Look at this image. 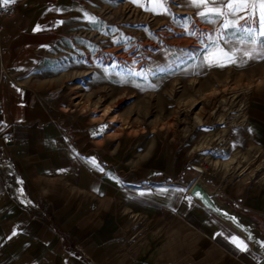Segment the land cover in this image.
Wrapping results in <instances>:
<instances>
[{"label":"crops","instance_id":"crops-1","mask_svg":"<svg viewBox=\"0 0 264 264\" xmlns=\"http://www.w3.org/2000/svg\"><path fill=\"white\" fill-rule=\"evenodd\" d=\"M101 2L22 0L13 16L0 18V264H264L245 236L188 193L201 178L264 235V66L249 97L241 165L212 179L185 167L163 142L144 147L134 143L139 134L68 129L27 77L41 49L95 18ZM179 3L197 20L225 21L197 14L223 9L210 0L200 8ZM4 134L13 135L11 145ZM248 162L256 167L248 170Z\"/></svg>","mask_w":264,"mask_h":264},{"label":"rangeland","instance_id":"rangeland-1","mask_svg":"<svg viewBox=\"0 0 264 264\" xmlns=\"http://www.w3.org/2000/svg\"><path fill=\"white\" fill-rule=\"evenodd\" d=\"M183 8L179 0L136 7L102 0L94 21L74 24L41 49L27 78L68 129L139 134L134 143L144 147L163 142L185 167L212 179L241 165L240 138L264 59L237 52L235 63L210 66L221 48L231 54L252 46Z\"/></svg>","mask_w":264,"mask_h":264},{"label":"snow or ice","instance_id":"snow-or-ice-1","mask_svg":"<svg viewBox=\"0 0 264 264\" xmlns=\"http://www.w3.org/2000/svg\"><path fill=\"white\" fill-rule=\"evenodd\" d=\"M136 2V0H133ZM209 0H190V3L200 8L201 5H206ZM212 4L222 5L221 7L209 8L206 11H199L197 14L201 17L216 16L225 17V21L222 25V30H231L227 32V35L236 37L237 34H242L245 39H240L238 42L240 44H251L250 51H243L241 49H235L231 51H225L220 49V56L216 59L209 60L208 63L211 66L216 63L218 66H225L226 63H235L236 62V53L241 52L242 57H248L249 59L259 57L264 59V0H210ZM15 3V0H0V6H8ZM162 6V4H161ZM87 16V14H86ZM231 17L232 19H228ZM89 20L94 21L95 18L89 16ZM243 23H240V22ZM207 22H215L213 19H208ZM59 23H63L60 21ZM36 31L40 30L39 26L34 29ZM195 34V33H190ZM211 40L212 38L209 37ZM221 39H225V36L222 34ZM227 42V41H226ZM208 50V49H206ZM224 62H220V61ZM135 75H143V73H135ZM91 163L99 167L93 158ZM103 171V169H100ZM15 235V233H13ZM233 241L238 244V246L246 249L247 245L239 240L237 237H233Z\"/></svg>","mask_w":264,"mask_h":264},{"label":"water","instance_id":"water-1","mask_svg":"<svg viewBox=\"0 0 264 264\" xmlns=\"http://www.w3.org/2000/svg\"><path fill=\"white\" fill-rule=\"evenodd\" d=\"M188 193L205 209L222 219L233 229L241 233L254 249L264 254V235L255 222L248 216L221 201L217 193L211 190L201 178H196L188 188Z\"/></svg>","mask_w":264,"mask_h":264},{"label":"built area","instance_id":"built-area-1","mask_svg":"<svg viewBox=\"0 0 264 264\" xmlns=\"http://www.w3.org/2000/svg\"><path fill=\"white\" fill-rule=\"evenodd\" d=\"M22 0H15V3L8 5V6H0V18H5V17H11L15 14L17 7L19 3ZM2 56V50L0 49V57ZM5 68L2 64H0V79H3L4 73H5ZM13 135L12 134H4L1 136V141L3 144L6 145H11L13 143ZM1 158V155H0ZM198 169V168H196ZM201 171V170H198Z\"/></svg>","mask_w":264,"mask_h":264}]
</instances>
